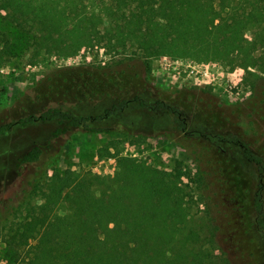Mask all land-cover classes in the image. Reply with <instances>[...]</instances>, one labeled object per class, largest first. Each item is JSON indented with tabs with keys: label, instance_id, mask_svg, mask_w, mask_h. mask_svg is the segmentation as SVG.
Masks as SVG:
<instances>
[{
	"label": "trees",
	"instance_id": "1",
	"mask_svg": "<svg viewBox=\"0 0 264 264\" xmlns=\"http://www.w3.org/2000/svg\"><path fill=\"white\" fill-rule=\"evenodd\" d=\"M0 23L27 34L33 55L74 54L104 43L146 60L166 54L222 61L234 54L242 67L264 73V53L258 54L264 48V0H0ZM8 44L5 35L3 46ZM251 76V94L221 109L217 131L191 128L176 105L138 95L96 116L49 107L1 125L0 135L38 120L56 123L53 138L74 130L99 133L110 130L102 123L106 116L132 101L170 116L174 132L200 148L195 158L208 226L203 235L189 230V194L180 174L116 153L114 174L92 176L87 184L71 169L49 176L52 156L34 144L14 160L22 183L17 204L11 199L0 210L5 243L24 250L13 264L264 263V75ZM234 154L252 168L250 183L236 172ZM40 182L41 202L26 205Z\"/></svg>",
	"mask_w": 264,
	"mask_h": 264
},
{
	"label": "rangeland",
	"instance_id": "2",
	"mask_svg": "<svg viewBox=\"0 0 264 264\" xmlns=\"http://www.w3.org/2000/svg\"><path fill=\"white\" fill-rule=\"evenodd\" d=\"M0 33V126L29 114L39 115L49 107L83 115L105 114L117 101L138 95L148 102L162 99L176 105L190 120L191 128L217 131L219 122L215 118L221 109L234 107L251 94V72L264 75L259 69L239 65L234 54L222 61L166 54L146 60L141 55L111 51L102 43L83 46L74 54L33 55L27 34L6 23H0ZM5 35L7 48L3 46ZM260 52L264 53V48ZM102 123L110 130H74L53 138L56 123L38 120L14 124L1 134L0 210L11 199L17 204L22 183L14 160L34 144L44 146L46 154L52 156L49 176L54 169H71L87 184L95 175L112 176L116 170L113 155L118 153L180 174L181 185L189 194V230L203 235L208 226L202 203L204 190L197 173L201 164L195 158L199 155L198 143L190 144L174 132L170 116H157L133 101L125 110L106 116ZM104 148H108L109 156H105ZM233 162L244 183H250L252 168L235 154ZM44 189V183H38L26 205L40 203ZM3 233L0 231V264H13L24 250L7 245ZM255 236L259 238L257 233ZM259 244L264 251L260 238ZM213 252L217 260L221 258L219 249Z\"/></svg>",
	"mask_w": 264,
	"mask_h": 264
}]
</instances>
